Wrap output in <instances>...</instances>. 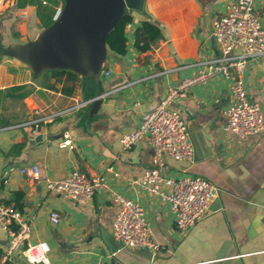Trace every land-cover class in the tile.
I'll use <instances>...</instances> for the list:
<instances>
[{
	"label": "crops",
	"instance_id": "0c3cea01",
	"mask_svg": "<svg viewBox=\"0 0 264 264\" xmlns=\"http://www.w3.org/2000/svg\"><path fill=\"white\" fill-rule=\"evenodd\" d=\"M229 1L147 0V11L163 25V37L150 50H139L135 31L141 17L136 15L125 29L126 52L118 54L108 46L99 75L20 78L15 69L22 67L21 60L7 63L0 58V198L23 212L32 227V242H48L50 264H114V252L124 249L112 234L120 209L115 193L146 209L159 250H131L149 264H264V131L239 138L225 130V111L232 103L229 79L217 75L196 84L170 106L201 132L205 147L188 161L165 156L163 173L175 178L199 174L219 189L211 210L191 228L179 230L168 203L133 182L153 165L147 139L127 149L121 143L171 86L198 72L196 67H177L219 55L212 23ZM6 5L0 8L6 44L27 42L43 29L36 6L17 5V0ZM255 10L264 24V0H255ZM15 85L31 92L24 98L4 92ZM246 88L264 112V56L248 62ZM97 95L102 101L93 108L89 101ZM53 114L38 126L25 125ZM67 138L73 148L61 147ZM35 164L38 180L20 171ZM110 166L119 175L108 173ZM73 170L103 175L108 186L84 202L47 187L46 179L57 180ZM52 212L59 214V222L52 221ZM8 243V233L0 228V258ZM6 264L32 263L17 252Z\"/></svg>",
	"mask_w": 264,
	"mask_h": 264
},
{
	"label": "built area",
	"instance_id": "2783aa9c",
	"mask_svg": "<svg viewBox=\"0 0 264 264\" xmlns=\"http://www.w3.org/2000/svg\"><path fill=\"white\" fill-rule=\"evenodd\" d=\"M42 3L49 4L48 0H42ZM62 13L63 6L60 3L54 8L53 21L58 20ZM212 35L218 43L219 55L177 67L176 69L196 67L198 72L171 86L161 102L143 114L139 126L121 138L124 149L137 145L142 139H147L151 145L153 165L133 182L168 203L179 230L189 229L203 218L219 189L199 174L175 178L163 173L167 168L165 156L177 161H188L196 151L186 120L179 111L170 107L171 104L186 97L196 84H204L217 75H223L230 80L232 95V103L225 111V130L232 131L239 138L264 131L262 107L249 99L246 88L248 62L264 56V24L256 13L255 0H230L225 12L213 20ZM109 74L107 71L106 75ZM54 116L55 114L41 117L25 125L38 126L41 121L47 122ZM66 146H75L71 138L61 142V147ZM20 171L34 179H40V168L36 164L22 166ZM107 172L119 175L112 166L107 168ZM45 183L49 189L65 192L78 202L91 199L98 189L108 186L103 175L90 176L79 170H73L57 180L46 179ZM114 201L120 205V209L112 225V234L121 247L158 251L159 245L154 240L153 228L145 207L120 193L114 194ZM51 219L55 223L59 222V214L52 212ZM0 228L9 235V243L0 258V264L11 261L17 252L32 264H50L48 242H32V227L23 212L13 203L1 198Z\"/></svg>",
	"mask_w": 264,
	"mask_h": 264
},
{
	"label": "water",
	"instance_id": "95a60500",
	"mask_svg": "<svg viewBox=\"0 0 264 264\" xmlns=\"http://www.w3.org/2000/svg\"><path fill=\"white\" fill-rule=\"evenodd\" d=\"M146 1L61 0L63 13L60 18L44 28L34 39L6 44L0 33V55L26 61L35 76L45 70L62 68L71 69L83 76L99 75L104 70L108 53L107 35L127 13L150 15ZM101 101L102 98L97 95L89 102L95 108ZM188 128L196 149H204L201 132L191 125ZM144 259L128 248L120 249L113 255L114 264H149V260Z\"/></svg>",
	"mask_w": 264,
	"mask_h": 264
},
{
	"label": "trees",
	"instance_id": "16d2710c",
	"mask_svg": "<svg viewBox=\"0 0 264 264\" xmlns=\"http://www.w3.org/2000/svg\"><path fill=\"white\" fill-rule=\"evenodd\" d=\"M2 0H0V3ZM7 0H3L0 8L4 7ZM34 5L36 6V18L39 20L38 27L47 28L53 23L52 14L53 11H47L42 0H17V5ZM141 17V24L135 31V46L141 51H148L156 44L160 38L163 37V25L152 15H145L139 12H131L123 15L116 23L114 28L106 37L107 45L111 50L118 54H124L127 48V37L125 35V29L128 23L132 22L134 17L138 15ZM64 73L76 74L77 72L68 69H53L45 70V75H62ZM25 85H15L5 89L7 95H14L16 98H24L31 91L25 90Z\"/></svg>",
	"mask_w": 264,
	"mask_h": 264
},
{
	"label": "rangeland",
	"instance_id": "374dc122",
	"mask_svg": "<svg viewBox=\"0 0 264 264\" xmlns=\"http://www.w3.org/2000/svg\"><path fill=\"white\" fill-rule=\"evenodd\" d=\"M8 2H9V0H8ZM48 2H49V4L48 5H46L45 7H46V9H47V11H54V8L57 6V5H59L60 3H61V0H48ZM9 6V3L6 5V7L5 8H3V9H1V11L2 12H4V10L5 9H7V7ZM9 9V8H8ZM6 11V10H5ZM25 16V15H24ZM27 17V15L25 16V18ZM23 18L24 17H22V15L20 16L19 15V20H23ZM43 29H41L39 32H38V34L42 31ZM32 36V35H31ZM27 37V39L29 38V40L28 41H30V40H32V39H34L35 37ZM27 41V42H28ZM1 57L0 58H3L7 63H9L11 60H15L14 58H16V57H13V56H8V55H0ZM17 60H20L19 58H16ZM21 64H22V67H18V68H16L15 70V72L17 73L16 75H18L20 78L21 77H26V76H28V77H39V76H41V74H43L44 73V71L42 72V73H39V75H37V76H35V74H34V71H33V69H32V67H31V65H29L26 61H23V60H21ZM14 68V67H13ZM30 71V74H29V71ZM41 80V79H40Z\"/></svg>",
	"mask_w": 264,
	"mask_h": 264
}]
</instances>
